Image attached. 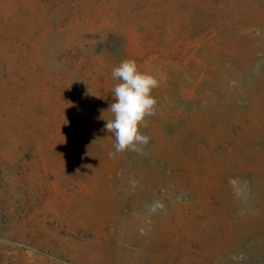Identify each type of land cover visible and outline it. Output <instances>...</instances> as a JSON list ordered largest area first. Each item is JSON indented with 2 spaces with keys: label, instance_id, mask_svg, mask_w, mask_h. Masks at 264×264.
I'll return each instance as SVG.
<instances>
[{
  "label": "rangeland",
  "instance_id": "obj_1",
  "mask_svg": "<svg viewBox=\"0 0 264 264\" xmlns=\"http://www.w3.org/2000/svg\"><path fill=\"white\" fill-rule=\"evenodd\" d=\"M125 59L163 79L118 153ZM0 263L264 264V0H0Z\"/></svg>",
  "mask_w": 264,
  "mask_h": 264
},
{
  "label": "clouds",
  "instance_id": "obj_2",
  "mask_svg": "<svg viewBox=\"0 0 264 264\" xmlns=\"http://www.w3.org/2000/svg\"><path fill=\"white\" fill-rule=\"evenodd\" d=\"M111 75L119 82L112 89L114 102L108 111L113 118L105 119V129L114 136L116 152L141 151L150 137L140 129L147 127V117L156 114L158 101L152 92L159 87L163 76L140 71L133 59L123 60Z\"/></svg>",
  "mask_w": 264,
  "mask_h": 264
},
{
  "label": "crops",
  "instance_id": "obj_3",
  "mask_svg": "<svg viewBox=\"0 0 264 264\" xmlns=\"http://www.w3.org/2000/svg\"><path fill=\"white\" fill-rule=\"evenodd\" d=\"M1 264V263H0Z\"/></svg>",
  "mask_w": 264,
  "mask_h": 264
}]
</instances>
